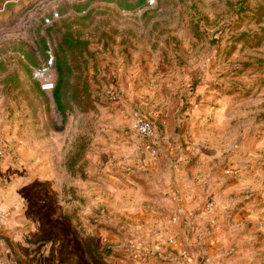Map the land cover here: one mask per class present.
Instances as JSON below:
<instances>
[{
  "label": "rangeland",
  "instance_id": "rangeland-1",
  "mask_svg": "<svg viewBox=\"0 0 264 264\" xmlns=\"http://www.w3.org/2000/svg\"><path fill=\"white\" fill-rule=\"evenodd\" d=\"M116 1L0 0V264H264V0Z\"/></svg>",
  "mask_w": 264,
  "mask_h": 264
},
{
  "label": "built area",
  "instance_id": "built-area-1",
  "mask_svg": "<svg viewBox=\"0 0 264 264\" xmlns=\"http://www.w3.org/2000/svg\"><path fill=\"white\" fill-rule=\"evenodd\" d=\"M53 19L57 18V14H53ZM45 23H49V19H45ZM48 60L46 63L39 67L35 68L32 71L33 80L37 83L39 89L44 94H51L54 85H55V76H54V57L51 52H48ZM133 129L135 133L146 142V149L153 155H157L156 143H155V131L152 124L143 119H136L133 123ZM1 155V154H0ZM171 244H174L171 241Z\"/></svg>",
  "mask_w": 264,
  "mask_h": 264
},
{
  "label": "trees",
  "instance_id": "trees-1",
  "mask_svg": "<svg viewBox=\"0 0 264 264\" xmlns=\"http://www.w3.org/2000/svg\"><path fill=\"white\" fill-rule=\"evenodd\" d=\"M115 4H121L120 1H116L114 2ZM144 3V0H139V2L132 6L129 1H127L124 5H123V10L129 11L132 10V8H136V7H140L142 4ZM51 19H53V17H51ZM75 40L71 37V36H63L60 40V43L58 45H56L54 47V53L51 51L53 57H54V66H53V70L54 73L56 75L55 78V85L54 88L51 92V96L52 99L57 107V109L63 113L62 110V99H63V88H65V84H66V78L67 75L70 74L71 70L68 66L67 60H66V54L64 49H69V50H73L75 47ZM48 52L46 51V61L48 60ZM44 63V64H45ZM36 69L39 68V66L35 67ZM34 68V69H35ZM38 87V85H37ZM39 88V87H38ZM40 90V89H39ZM74 98V101L76 102V97L75 95L72 97V99Z\"/></svg>",
  "mask_w": 264,
  "mask_h": 264
}]
</instances>
